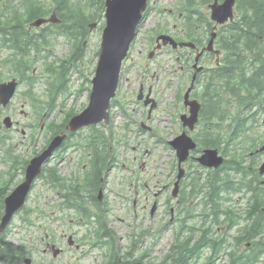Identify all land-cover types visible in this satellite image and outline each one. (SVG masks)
<instances>
[{"label":"flooded vegetation","instance_id":"1","mask_svg":"<svg viewBox=\"0 0 264 264\" xmlns=\"http://www.w3.org/2000/svg\"><path fill=\"white\" fill-rule=\"evenodd\" d=\"M214 1L215 0H193V4L189 8L183 7L176 12V22L178 23L172 24V29H166L165 32L170 34L175 40L179 42H189L191 45L180 46L177 44L173 47L169 42L163 44L161 39H157L158 33L152 39L153 45L148 52V58H152L153 55L159 52L173 51L174 63H176L177 68L179 69V80H182L183 83L189 81L185 88V90L189 88L188 98L197 99L198 102V91L203 76L213 66L221 63L225 54L229 55V48H232L233 52H231V54L234 56L236 55V50L243 51V53L239 54V59L245 58V60L242 59L241 65L244 69H248V72L244 71V73H250V67L258 66L255 64L256 58L250 53V49H247L244 39L238 38L234 41V44L231 43L232 40H234V37L229 29L231 23L236 21L235 18L237 17L239 0H234L232 6L233 18L226 20L223 23H215L211 19L209 4ZM222 1L223 0H217L218 3H221ZM66 6L68 5H64V3L60 1L55 7L56 16L54 17V20L56 22L54 25H56L57 28L59 27V29L68 25L59 12L63 7L66 9ZM169 13H173V10L169 9ZM44 24L53 25L51 22H46ZM89 24L90 23H88V25ZM92 24L94 26L96 25L95 22H92ZM20 25L22 24L20 23ZM212 33H214L212 48L207 49L206 46ZM222 33L225 34L223 40L221 39ZM85 35L86 33L84 32L82 35V45L85 43ZM220 44H223L224 46L219 47ZM27 46L29 48L28 52L34 48V46L29 43H27ZM6 47L12 50V53L9 54V57H11L15 47ZM79 49H71L76 52L75 55L77 57L81 55V50L79 51ZM14 54L15 57L19 56L15 51ZM9 57L3 56L0 58V69L3 64L12 60V58ZM238 61L241 62V60ZM26 66L27 69L25 71V76H22L20 71L14 70L13 73H8V76H5V79L0 80V84L15 81V92V89H17V86L21 83L26 85L27 89L23 91L22 94L23 96L28 94V96H24L23 99H27V101L29 100V103L32 105L31 116L26 119V121L12 118L8 108H10L12 99L15 95V92L13 91L12 97L4 105L0 100V118H2V125L5 122V116L8 115L10 117L9 123L11 126L12 124H17V126L20 124L23 126L22 128L29 127V140L30 144H32L36 141L34 138L36 134L34 135L30 132H34V130L36 131L38 125L36 111L37 99L36 94L32 91L35 80L31 75H27L29 67L27 64ZM176 70L177 69L175 68L173 71ZM142 78V82H139L137 89H135V98L140 105L147 107V119H149L153 109L158 104L157 97L155 96L156 88L153 83L146 85L143 82L144 76ZM246 79L247 77L243 78L244 81H246ZM251 81L252 83L258 84L253 78H251ZM245 86L247 88V85ZM254 93L258 96L260 95L258 86L252 88V94ZM118 97L120 96L118 95L116 99H118ZM235 99V97L231 98L233 105L236 104ZM153 103L154 105L152 106ZM23 104L24 101H22L21 106H23ZM47 106L49 109L51 104H47ZM183 106L184 110L179 114L181 130L174 135L172 139L180 133L185 132L194 140L196 144L195 147L189 151L187 158L179 164L176 152L169 144V139L167 144L173 149L176 160L175 167L169 172L171 178L168 181H164V179L161 180L157 178L156 173H153L151 174V179L155 180L151 185L148 181L150 177H146L147 180H143L141 176L135 175L133 168L128 166L126 168L127 171H129L128 168L132 170L131 179L127 188H125L126 192L123 194L119 193L118 190L113 191L112 188L109 187V174L116 165L118 166V160L115 156V144L112 141L111 132L109 135H102L99 128L101 123L98 125L84 126L78 130L70 131L66 129L68 119L65 122H63L62 119L59 123L51 121L48 125L49 132L47 140H43V143L45 144L44 146H46L56 134L65 132V136L48 156L47 161H52V164L46 165L47 171H45L44 174H46L49 188L55 194L58 211L59 213L64 214L59 217H67V220L63 218V221L61 222L62 227L60 229L61 237L63 239L65 238L66 243L62 244L58 242L54 233H49L47 231L40 236L36 243L29 242V245L26 243H17L15 248H10L11 245L5 240V235L9 232L11 221L18 213L17 210L11 216L9 223L2 229V231H0V259H16L19 261L21 259L29 258L30 260L26 264H60L53 259L66 252H70L71 254L78 252V255H73V257L69 259L68 263L72 264L75 257L78 259L80 256L88 255L92 248L97 246L103 248L104 245H109V247L112 244L114 245L116 234L112 229V220H117L129 227V231L126 235L133 239L131 244H134L135 249V244L137 245L141 242L139 238L147 234L149 231L150 225L147 224V221L149 222L151 218L153 219L159 216L160 219L157 220L160 223L155 226L157 227V230L154 233L160 235V233H164V230L168 229L171 225H173V233L177 234V241L183 239L186 233H190V241L196 245L197 242H200L201 245L199 250H205V252L208 253V255L203 257L204 264H245L246 253L256 247V244H253L252 240L244 238V233L246 232L244 217L246 213H240L239 210L241 207L235 205L236 203H231L235 213H233L232 216H229V200L224 201L221 208L222 212L217 213V215H220L218 221L212 222L210 220L213 218L212 213H204L202 190L197 188V181L205 178L209 170L217 169L221 165L218 167L207 168L201 166L197 161V157L203 150L197 148L198 131L200 129L199 113L198 119L192 128L187 125L183 126L180 116L182 114H189V107L184 103ZM256 107L257 102L251 103L244 101V103L238 105V108L241 109L251 108L252 110ZM19 111L23 115L26 114L22 107L19 108ZM73 114H75V111ZM109 115H111L110 110ZM262 122H264V119ZM140 123L141 128L152 130L151 126L145 125L142 122ZM141 128H139V130H141ZM21 132L23 135L25 134L23 129H21ZM153 135H155L154 129ZM4 139L0 140V144H4ZM103 142L106 147L104 153L102 152ZM261 143H264V136L261 138L260 135L257 141V146L242 154L241 158L243 164L247 165V163H251L253 164V167L248 166L247 174L245 175V172H241L239 178L245 180L246 177V180L252 184V187L249 188L251 199L261 198L264 200V169H260L264 162V149H257L260 145H263ZM11 145L16 149V142L13 144L9 143L6 148H2V155L0 156V163L6 164L4 165V170H0V219L4 212V198L18 183L22 181L25 165L28 161V159L23 160L15 151H12L13 147ZM43 148L42 145V149ZM38 152L39 151H36L33 154H37ZM68 152L70 154H68ZM148 153L149 152H147V154ZM238 154H240V152ZM149 155L150 154H148V156ZM65 159H67V172L59 174L56 162H61ZM224 160L225 157H223V161ZM125 165V162L120 163V167H125ZM193 165H195V168L191 169V166L193 167ZM140 167L145 170L151 168L149 165L146 167L144 160L141 162ZM180 169H183V171L181 177H178ZM160 182L161 184L159 185ZM238 193H242L241 196H243V190H238ZM112 197L113 199L117 197V200L118 198H121L120 206L123 209V215H118L113 211V206L110 205ZM247 206L250 211L252 205ZM51 210L52 207L49 211ZM259 213L264 214V202L258 207V210L252 214V217ZM48 214L51 213H47L46 216H49ZM110 216H113L115 219L110 220ZM129 216L132 217L128 220ZM59 217H56L51 221H55L59 219ZM193 218H199V221H192ZM109 220L110 223L108 224ZM190 221H192V224H188ZM151 222V224L154 223L153 220ZM77 233H80V235ZM199 238H201V240H199ZM152 244H154V242H152ZM71 250H75V253H72ZM13 251H16L15 253L19 252V255H14L15 253L13 254ZM35 251L40 252V258L38 257L36 258V261H33L32 253ZM142 251L146 253L142 259H139V255L134 254L126 264L135 261L140 262V260L146 263L159 264L162 262V264H166L163 263L162 259L157 260L156 262L153 261L149 256L150 253L148 250L144 249ZM49 252L52 254V261L47 258L44 259L43 257V253ZM197 252L198 251H196V253ZM200 256L201 253L199 252V257ZM195 257L199 258L197 256Z\"/></svg>","mask_w":264,"mask_h":264},{"label":"rangeland","instance_id":"2","mask_svg":"<svg viewBox=\"0 0 264 264\" xmlns=\"http://www.w3.org/2000/svg\"><path fill=\"white\" fill-rule=\"evenodd\" d=\"M11 1L14 5L18 2V0ZM58 1L60 2L61 0H41L45 8L47 10L49 9L44 16H50L51 10L53 7L57 6ZM5 2L6 0H0V6L4 7V5H6ZM64 4L78 11L80 10L88 21H90L89 23L95 22L96 25L89 30L87 28L85 43L80 47L81 56L75 60L71 58L68 59L69 52L71 47H73L75 39L61 32L59 27L57 28L56 25H54L55 23L51 22L53 25L39 24L29 28L28 31L33 33L32 35L41 41L37 48L34 47L32 50H29L28 54L24 56L21 55L24 65L27 64L29 67L27 75H31L35 80L32 91L37 96L36 101L38 107L36 111L38 125L36 131L34 130V132L32 131L30 133L36 134V136H34L36 141L30 144L29 127L22 128L23 126L20 124L18 126L17 124H12V126L9 125L11 126L10 128H7L4 124L2 125V118H0V140L5 138L4 144H0V156L2 155V148H6L9 143L13 144L16 142V149L11 145L13 147L12 151H15L23 160H29L34 155V152L41 149L43 140L47 139L49 132L48 125L51 121L59 123L70 111L74 110L75 113H78L87 104L88 87H90V79L93 76L96 65L101 32L105 21L104 6L100 9L97 8L99 4L98 0H65ZM179 4L182 5L181 0L149 1V8L139 23L137 35L130 45L128 55L121 66L118 85L119 91L115 99L118 95L120 97L111 105L109 123L107 125L103 123L99 125L100 130H102L104 134L109 135L110 132L112 134L118 166L116 165L109 174V187L112 188L113 191L118 190L121 194L126 192L125 188H127V185L130 183L132 170L128 168L129 171H127L126 168L128 166L133 168L135 175L141 176L143 180H147L146 177H150L148 181L152 185L155 179H151V174L156 173L157 178L168 181L171 178L169 172L176 164L174 151L167 144V141L172 139V137L181 130L179 114L184 110L182 94L189 81L183 83L182 80H179V69L176 63H174L173 51L159 52L153 55L152 58H148V52L153 45L152 39L158 33H167L165 32L166 29H172V24L178 23L176 22V12L179 10L177 7ZM169 9H172L173 13H169ZM20 10H22L21 5ZM22 25L27 27L28 23L22 21ZM75 44L76 43H74V45ZM0 46V58L3 56L9 57L12 50L7 48L5 44L2 45L1 41ZM9 58H13V55ZM64 60H67L65 63V70L55 66ZM12 64V61L3 64L0 69V80L5 79L8 73L14 72ZM175 68L177 70L173 71ZM143 76V82L146 85L153 83L156 88L155 96L158 100V104L153 109L149 119H147V107L140 105L135 98V89H137L139 82H142ZM59 78L61 80L60 84L55 82ZM52 88H56V90L51 92ZM26 89L27 87L23 83L17 86L12 104L10 108H8L13 119L26 121V119L31 116L32 105L29 103V100L23 99L24 96H28V94L24 96L22 94ZM22 101H24L23 106H21ZM48 103L54 105L51 110L48 109ZM20 107L25 111V115L20 113ZM263 119L264 115H261L260 120L254 124V127L248 130V134L251 135L250 137H255L259 133L264 132ZM140 122L151 126L152 130L141 128ZM139 128H141V130H139ZM21 129L25 131L24 135ZM153 129L155 135H153ZM247 138L246 136V139ZM147 152H149V156ZM68 154L70 153L68 152ZM143 160L145 161L146 167L149 165L151 168L148 170L142 169L140 165ZM121 162L126 163L125 167H120ZM46 163V165H51L52 161H47ZM66 163L67 159L56 162L59 174L67 172ZM4 165L6 164L0 163V170H4ZM193 168H195V165H193V167L191 166V169ZM160 184L161 182L159 185ZM241 194L238 192L231 194V202L229 203H236L235 205L242 207L245 198H243ZM116 200L117 197L114 199L112 197L110 205L113 206V211L115 213L123 215V209L120 206L121 198ZM56 204L55 194L48 186L46 174L42 173L33 182V186L25 201V209H27L26 211L29 216L23 214L25 210L22 209L23 211H19L13 217L9 232L5 235V240L11 245L10 248H15L17 243H26L27 245L30 244L29 242L36 243L40 236L47 231L49 233L53 232L57 241L65 244L66 241L65 238L63 239L61 237L60 229L62 227L61 222L63 218L67 220V217H59L64 214L59 213ZM51 207L52 210L49 211ZM49 212L51 214L46 216ZM56 217H59V219L51 221ZM130 217L132 216H129L128 220ZM112 219L115 218L110 216V220ZM157 219H160L159 216L153 219L151 218L149 222L147 221V224L150 225L149 231L139 238L141 242L137 245L135 244V249L134 246H132L133 244H131L133 239L126 235L129 231V227L117 220H112V229L116 234L114 248H116L118 254L123 257L134 249L133 255H129L128 257L129 260L134 254H138L145 249L149 251V256L153 261L162 259L163 255L170 247V242L174 240V233L172 231L173 225L164 230V233H160V235L154 233L157 230L155 226L160 223ZM152 220L154 221L153 224H151ZM193 220L199 221V218H193L192 221ZM77 234L80 235V233ZM152 242H154V244H152ZM109 250V245H104L103 248L97 246L92 248L88 255L80 256L78 259L75 257L73 263L104 264V252H108ZM71 252L75 253V250H71ZM63 254L53 259L52 254L49 252L43 253V257L50 261L53 259L60 264H70L68 263L69 259L72 258L73 255H78L79 253L76 252L75 254H71L70 252H66ZM39 255V251L33 252V261H36ZM262 262H264V256H261L259 261L255 264H263ZM0 264H26V262L25 259L19 261L16 259H0Z\"/></svg>","mask_w":264,"mask_h":264},{"label":"trees","instance_id":"3","mask_svg":"<svg viewBox=\"0 0 264 264\" xmlns=\"http://www.w3.org/2000/svg\"><path fill=\"white\" fill-rule=\"evenodd\" d=\"M63 1L65 2V0H61V2ZM98 2L97 8L100 9L103 7V0H98ZM181 2L184 8H189L193 4V0H181ZM9 5L7 3L5 11L0 13V41L2 45L15 47L11 60L13 69L20 71L21 75L25 76L27 66L24 65L21 55L24 56L28 53L27 43L37 48L41 41L28 33L26 27L20 25V23L22 24V21L28 22L42 16L49 9L45 8L41 0H21L22 11L19 15L15 12L14 6L8 7ZM238 5L236 21L231 23L229 29L234 37L231 43L234 44V41L238 38L244 39L247 49H250V53L256 58L255 64L258 66L250 67V73H244V71L248 72V69H244L241 65L243 58L239 59V54L243 53V51L236 50V55L234 56L231 54L233 52L232 48H229V55L225 54L223 61L213 66L203 76L198 91L200 129L198 131L197 148H217L223 154L225 160L219 168L209 170L205 178L197 181L196 186L202 190L204 213L213 214V218L210 219L212 222L220 219V215H217V213L222 212L221 207L224 201H231V194L240 189L243 190L245 198L244 212L246 213L244 217L246 230L244 238L252 240L253 244H256L254 249L246 253L245 264H255L261 256H264V214L259 213L258 215H253V217L252 214L258 210L264 200L261 198L251 199L249 188L252 187V184L246 180V177L245 180H241L239 175L241 172H245L246 175L247 167H253L251 163L243 164L241 156L244 152L256 147L259 136L262 133L255 137H250L248 130L254 127V124L260 120L261 115H264V0H239ZM59 12L64 17L65 22L68 23L60 30L75 39L74 43L76 44L74 45L73 43L71 49L75 48V50H78L80 44H82L81 37H83L84 32L86 33L89 21L80 10L73 9V7L66 6V9L61 8ZM224 38L225 34L222 33L221 39L223 40ZM221 46L224 45L220 44L219 47ZM14 51L19 56L15 57ZM73 57L75 58L71 54L70 58ZM238 60H241V62ZM59 68L65 70L63 62ZM244 77H247L246 81L243 80ZM251 78L258 84L252 83ZM55 82L60 84V78ZM245 85H247V88ZM256 86H258V91H260L259 96L255 93L252 94V88ZM55 90L56 88H52V91H50L54 92ZM233 97L236 98L235 105L231 101ZM244 101L257 102V107L252 110L251 108H238V105L244 103ZM73 113L74 110L70 111L69 114L72 115ZM70 115H66L64 119L67 120ZM102 133L104 135V132ZM246 136L248 137L247 139ZM105 149V143L103 142V153ZM239 152L240 154H238ZM43 170L47 171V166ZM247 205H252L250 211ZM229 207L228 215L232 216L235 212L232 205ZM23 210H25L23 214L29 216L27 209L24 208ZM190 237L191 234L186 233L183 239L176 241L177 238L175 236L176 240L172 243L165 258H162L163 263L185 264L192 254L199 251L200 242H197V245L193 244L190 241ZM110 247V250L104 254V264H126L129 255L133 254V252H130L126 256L121 257L113 244ZM15 252L13 251L12 253L14 254ZM145 254L144 252L140 253L139 259H142ZM14 255L18 256L19 252ZM262 263L264 264V262ZM159 264H162V262Z\"/></svg>","mask_w":264,"mask_h":264},{"label":"water","instance_id":"4","mask_svg":"<svg viewBox=\"0 0 264 264\" xmlns=\"http://www.w3.org/2000/svg\"><path fill=\"white\" fill-rule=\"evenodd\" d=\"M233 3L234 0H223L221 3L215 0L209 4L211 19L215 23H223L232 19ZM146 6L147 0H105V23L101 32L98 59L91 79L88 103L79 113L70 117L66 129L74 131L82 126L95 124L102 120L106 123L108 122V109L111 98L115 95L121 64L127 55L131 41L136 35L137 26ZM45 20L44 18H39L33 24L39 25ZM213 37L214 33L209 39L206 46L207 49L212 48ZM157 39H161L164 44L169 41L173 46L177 44L180 46L191 45L189 42H176L171 36L165 34L159 35ZM14 88L15 81L0 84V100L3 105L9 100ZM188 96L189 88L184 93V104L189 107V114H182L180 119L183 126L187 125L192 128L198 119L200 105L196 99H189ZM4 123L9 126V119L5 118ZM64 136L65 133L55 135L40 153L29 160L25 168L24 179L4 198V213L0 219V231L8 223L13 212L23 206L33 179L40 173L43 162L62 141ZM169 144L175 150L179 164L187 158L189 151L196 145L194 140L185 132L169 140ZM260 149H264V145ZM197 161L205 167H218L222 163L223 157L216 148H205L197 157ZM260 169H264V162ZM182 171L183 169H180L178 177H181ZM26 261L28 262V260ZM128 264L149 263L135 261Z\"/></svg>","mask_w":264,"mask_h":264}]
</instances>
